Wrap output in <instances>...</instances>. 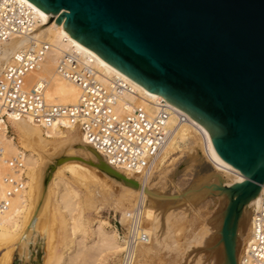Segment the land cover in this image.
<instances>
[{
	"label": "water",
	"instance_id": "water-1",
	"mask_svg": "<svg viewBox=\"0 0 264 264\" xmlns=\"http://www.w3.org/2000/svg\"><path fill=\"white\" fill-rule=\"evenodd\" d=\"M25 1L208 132L241 182L212 174L211 184L199 181L179 195L144 192L160 200L204 191L219 197L215 239L206 249L219 264H237L238 236L264 184V0ZM98 167L120 176L103 162Z\"/></svg>",
	"mask_w": 264,
	"mask_h": 264
},
{
	"label": "built area",
	"instance_id": "built-area-1",
	"mask_svg": "<svg viewBox=\"0 0 264 264\" xmlns=\"http://www.w3.org/2000/svg\"><path fill=\"white\" fill-rule=\"evenodd\" d=\"M40 23L34 9L25 2L0 0V43L12 37H30ZM52 50L53 45L48 41H32L15 51L3 65L0 135L10 128L9 118L29 119L42 130L76 128L84 142L109 166L140 175L151 170L180 125L196 128L195 121L160 97L151 112L124 100V94L133 92L130 85L117 76L104 77L94 66L93 58L78 50L59 53L55 68L58 77L78 88L77 102L73 105L47 102V83L38 80L28 83L27 77L40 68ZM200 135L206 142L205 135ZM26 180L23 154L6 158L0 148V183L5 189L0 200L1 213L8 210L13 197L26 189ZM138 218L137 211L129 214V231L118 221L128 242L120 264H133L136 244L147 239L139 231ZM237 264H264V192L251 207L248 237Z\"/></svg>",
	"mask_w": 264,
	"mask_h": 264
},
{
	"label": "rangeland",
	"instance_id": "rangeland-1",
	"mask_svg": "<svg viewBox=\"0 0 264 264\" xmlns=\"http://www.w3.org/2000/svg\"><path fill=\"white\" fill-rule=\"evenodd\" d=\"M2 67L3 65L0 64V72ZM8 137L13 139L19 149H22L19 144L20 135L14 127L9 129ZM56 142L59 145L54 144L55 141L51 142V147L49 146L50 148L46 149L47 152H43L45 150L41 151V149L40 152L37 151L38 153H36L38 155L43 153L44 155V153L56 151V148L65 145V141L57 140ZM190 142L192 141L190 140ZM37 148L29 146L28 149L25 148L24 150L23 148L22 150L26 153H33L40 160L39 163L43 162L41 161L43 159H50L47 156L50 153L46 155L47 157L45 155L44 157L41 156L42 154L39 155L40 159L33 151ZM85 155L82 148L76 146L72 156L59 161L57 167L66 162H76L92 168L91 165L88 166V164L75 158L89 161L93 159V162L95 160V162L99 161V157H97L98 159H87ZM195 158L197 163L192 162L185 151L174 154L171 161L154 174L153 186L161 194L171 196L181 194L199 181L205 180L212 183L214 181L210 177L213 174L212 167L204 162L202 157L198 156V153ZM101 160L103 159L101 158ZM50 161L48 160V172L46 171V176L43 178V186L45 185L44 190L47 197L46 208H48L40 217L41 220H39L35 232L28 236L29 239L26 242H19V234L22 230L16 232L14 237H10L13 234L0 236V264H57L58 258L63 256L64 248L66 249L64 244L67 241L70 242L71 239L68 228L73 226L77 228L75 237L80 240L81 244L78 241L77 246H75L71 241L72 252L65 256L66 261L62 264H118L123 250L103 251V253L101 251V248L102 250L104 248L103 244H93L98 236L96 228L100 226L101 230L99 232H104L109 236L106 242H110L114 238L116 247H124L122 241L125 239L126 234L120 230L118 221L124 226L128 213L136 209V194L132 189L109 181L108 176L107 179L105 174L93 166L92 173L87 175H83L80 172L81 170L77 171V174H70V172L65 171L63 176L59 175L58 178L63 180L64 183V198L58 203L55 200L57 196L55 193L59 191L58 187L52 182L53 177H49V171L55 169L56 165L53 163V159H50ZM35 172H31L26 167L27 180L23 197L26 213L23 216L27 219L23 220L27 224L30 221L29 215L36 211L37 191L35 188L39 177H36ZM53 187L57 188L58 191ZM47 188L49 192L46 190ZM66 203L68 206L70 205L69 207L66 206L67 208L65 207ZM221 209L219 197H212L207 194V191L184 196L169 203L148 205L142 213V230L148 236V243L137 247L135 264H199L193 260L190 261L192 255L195 254L193 250L196 246L202 247V241H205L211 231L215 236L212 220L217 217ZM100 220L105 221L107 224L100 225L98 222ZM25 221L24 223H26ZM201 252L206 254V260L215 258L218 261L216 252H213V254L203 248Z\"/></svg>",
	"mask_w": 264,
	"mask_h": 264
},
{
	"label": "bare ground",
	"instance_id": "bare-ground-1",
	"mask_svg": "<svg viewBox=\"0 0 264 264\" xmlns=\"http://www.w3.org/2000/svg\"><path fill=\"white\" fill-rule=\"evenodd\" d=\"M19 1L23 3L25 2L28 6H31L34 9L37 17L41 20V23L37 26V28L41 27L42 25H45L46 23H48V26L46 28H42L38 30L37 32H34L30 37H12L9 40L0 43V64L4 65L15 51L25 48L32 41L45 40V41L50 42L53 45L52 52L47 54V56L44 58L43 62L41 63L40 68L37 71L31 73L27 77L28 83H32L35 80L45 81L47 83V88L45 91V99L47 102L56 104V105H73L77 102L79 98L78 88L62 80L60 77H58V75L56 74L55 68H56L57 56L59 55V53L78 50L82 52L84 55H89L90 57L93 58L92 60H93L94 66L104 77L112 78L114 76H117L121 78L123 81H126L130 85L133 92L130 94H124V97H123L124 100H128L132 102L133 104H137L142 107H145V109L149 112L154 110L153 104L155 103V100L159 98L158 96L148 92L143 87L136 84L135 82H133L132 80L124 76L123 74H121L111 65H109L108 63H106L105 61L97 57L90 50L86 49L85 47L80 45L78 42L70 38V36L64 31L61 24L58 27L54 25L53 22L49 23L48 22L49 18L47 14L45 15L44 13H42L41 11H39L38 9L30 5L29 3H27L25 0H19ZM173 122L174 120L171 119L170 123H173ZM8 125L10 128H7V131H4L0 135V148L3 150L4 157L10 158V157L16 156L19 153H22L23 159L25 162V167L30 169L31 172L36 171L35 172V174L37 175L36 177H39L37 178L36 188H35L37 191L36 200H35L36 211L35 213L30 214L31 216L29 215L30 221L27 220L29 221L28 224L25 220H23V219H27L25 218V216H23L24 213H26L24 199H23L24 193H25L24 191L11 199V203H10L8 210L4 211L3 213L0 212V236L4 237L8 235L10 236L11 234H13L10 237H14L16 232H19L20 230H22L21 234H19L20 238L18 236L19 242H22V243L26 242L29 239L28 236L32 234L33 232H35L36 226L38 225V222H40L39 220H41L40 217L42 216V214H44V212L48 208V207L46 208L47 197H46L45 190H44L45 185L43 186V178L46 176V171L48 172V166H49L48 160L50 161V159H53L54 161L53 163H55L56 165L55 169L53 168L52 170L49 171V177H53L52 182H54V184L58 187L59 191L56 190L57 188L53 187L55 188L56 191H58L57 193H55L57 195L55 200L58 203H60L64 198V194H63L64 183H63V180H60L58 178L59 175L63 176V173L65 171L70 172V174L71 173L77 174V171H80V170H81L80 172L83 175H87L89 173H92L93 166H94V168L95 167L98 168L103 174H105L106 178L108 176L109 179L108 178L107 179L109 181H112L115 184L116 183L121 184V186L125 188L132 189L133 192L136 194L137 196L136 209H134L132 212L134 211L138 212L139 214L138 219H139V224H140L139 231L143 233L144 235H146L142 230V213H143L144 208L147 207L148 205H152L153 203H169L170 201L173 200V199L160 200V199L152 198L144 192V189H146L148 192L152 194L163 196V194H161V192H159V190L153 186V181H154L153 177L157 171L161 170L165 166L166 163L171 161L172 156L174 154H178L179 152L185 151L187 152V155L191 159V161L194 163H197V159L195 157H197V153H198V156L200 158L202 157L204 162H206V160H208V162H211V164L209 165L213 169V174H216L220 179L224 180L225 182L229 184L239 183L243 180V177L238 173V171H236L231 166H229L227 163H225L217 155V153L215 152L212 146L211 139L209 137L208 132L204 128L200 127L198 124L195 125L196 128L191 126L190 124L180 125L176 133L173 135L171 140L166 145L162 155L157 159L155 165L151 168V170L147 171L146 173L140 174V175H133V174L125 173L121 170H116L112 168L111 166H109L107 162L104 160V158L98 152H96L90 145L84 142V140L81 137V134L76 128H70L69 130H60V129L42 130L38 126L32 124L29 119H24V118H19V119L9 118ZM11 127H14L16 131H18L20 135L19 144L22 147V149L24 148V150L25 148L28 149L30 146L35 149L36 147L40 148V149L37 148V150L33 149L35 153L37 151L40 152L41 149H42L41 151L45 150L43 152H47L48 150L46 151V149L50 148L51 147L50 144H52L54 141H55L54 144H58L56 142L57 140L65 141L64 142L65 145H61L63 146L61 148H59L60 147L59 146L58 147L59 149L56 148L57 149L56 151H52L53 149H50L52 152H48L46 154L44 153L45 156L50 153V155H47L49 156L50 159L44 160L42 158L43 160L41 161L43 162L39 163L40 160L37 157H35L33 153H26L22 149H19V147L13 142V139L8 137L9 129H11ZM198 132L200 134L202 133L205 135L207 139L206 142L201 138V135ZM190 140L192 142H190ZM60 143H63V142H60ZM54 146L56 147V145ZM76 146L82 148L83 152L86 154L85 156L87 159L88 158L95 159L99 157V161L97 160L98 162H95L96 161L95 160L93 162V159L89 161V160H85L82 158H75L79 161H82L88 164V166L91 165L92 168L91 167L88 168L76 162H73V163L66 162L65 164H61L63 165L61 168H59L61 165L57 167L59 161L65 160L68 157L72 156ZM41 154L39 155L44 157L43 153ZM39 155L38 157L40 158ZM101 158L104 161L101 160ZM100 162H103L104 164H106V166H109L110 168H112L114 171L120 174V176L114 175L110 172H107L106 170L100 169L98 167ZM98 169H95V170L99 171ZM129 181H133L137 183V186H133L131 183H129ZM50 183H51V179H50ZM51 185L53 186L52 183ZM51 185L50 187H52ZM4 190H5L4 186L0 183V200L2 199L4 195ZM46 190L49 192L48 188ZM263 192H264V184L261 186L260 194L254 199V205L257 204V202L259 201V197L261 193ZM66 206H68V204L65 205V207ZM129 214L131 213H128V217H129ZM128 217L125 218V224H124V227L126 228L127 231H129ZM24 221L26 223H24ZM249 221H250V216L248 219V224H247L245 233L242 236H238L237 259H239V257L243 253L244 247L246 245V241L248 237V230H249ZM98 222L100 225L107 224L105 221H101V220ZM24 224H27V225H24ZM76 230L77 228L75 226L68 228V231H69L68 233L71 235L70 237L72 240L70 239L69 240L70 242L67 241L68 243L67 242L65 243L64 241L65 243L64 245H66V249L64 248L65 251L62 252L63 256L62 257L60 256L58 258V261L56 262L57 264H62L64 261H66V259H64L66 258L65 256L72 252L71 241H73L72 243L75 244V246H77L78 241L80 242V240H77V238L75 237ZM96 230H98L97 231L98 236H97V240L93 244H96V245L103 244L104 248L103 250L101 248L102 252L103 251L109 252L111 250H117V251L123 250V252L126 251L128 242L125 239H126L127 234L125 236V239L122 241L124 242V247H116L114 238H112L110 242H106V239H108L109 236L104 232H99V230H101L100 226H98ZM146 237L147 239L144 243L136 244L135 249H134V257H135V252H136L137 247H139L140 245H144L145 243L146 244L148 243V236L146 235ZM214 239H215L214 233L213 231H211V234L205 239V241H202L203 242L201 245L202 247L196 246V248L193 250L195 254L192 255V257L190 258V261L193 260L199 264H219L218 261L215 260V258H210V260L208 259L206 260V254L201 252V249L202 248L206 249L207 247H209L211 243L214 241ZM79 244H81V242ZM123 252L120 255L118 264H120L122 261ZM133 264H135V258H134Z\"/></svg>",
	"mask_w": 264,
	"mask_h": 264
}]
</instances>
